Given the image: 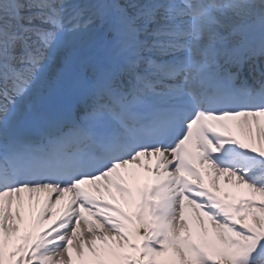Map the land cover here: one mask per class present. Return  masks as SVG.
Returning <instances> with one entry per match:
<instances>
[{"label":"snow or ice","instance_id":"1","mask_svg":"<svg viewBox=\"0 0 264 264\" xmlns=\"http://www.w3.org/2000/svg\"><path fill=\"white\" fill-rule=\"evenodd\" d=\"M0 264H264V0H0Z\"/></svg>","mask_w":264,"mask_h":264},{"label":"bare ground","instance_id":"2","mask_svg":"<svg viewBox=\"0 0 264 264\" xmlns=\"http://www.w3.org/2000/svg\"><path fill=\"white\" fill-rule=\"evenodd\" d=\"M232 133L234 134V135H237L238 137H240V138H243V136H244V131H242L240 128H238V127H233L232 128ZM205 182L206 183H209L210 184V186H211V181H210V179L208 178V177H206L205 178ZM219 183H220V186H221V190L222 191H228V192H230L231 194H232V196H234V197H239V196H242V195H248L249 193H248V191L246 190V189H243V188H236V187H234V185H233V183L231 182V181H229V182H225V180L223 179V177H221V179H220V181H219ZM260 197H259V195L257 194V199H259ZM29 227H30V225H29V223L26 221L25 223H22L21 224V230H20V235H23L24 234V232L26 231V230H28L29 229ZM15 242H18V241H15Z\"/></svg>","mask_w":264,"mask_h":264}]
</instances>
